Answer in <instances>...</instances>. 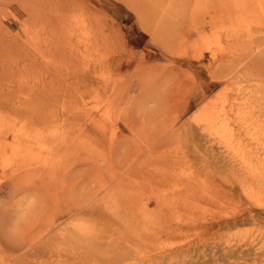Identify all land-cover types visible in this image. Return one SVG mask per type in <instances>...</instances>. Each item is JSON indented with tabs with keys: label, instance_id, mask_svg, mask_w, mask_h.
Segmentation results:
<instances>
[{
	"label": "rangeland",
	"instance_id": "374dc122",
	"mask_svg": "<svg viewBox=\"0 0 264 264\" xmlns=\"http://www.w3.org/2000/svg\"><path fill=\"white\" fill-rule=\"evenodd\" d=\"M31 2L0 0V264H264V0Z\"/></svg>",
	"mask_w": 264,
	"mask_h": 264
},
{
	"label": "bare ground",
	"instance_id": "6f19581e",
	"mask_svg": "<svg viewBox=\"0 0 264 264\" xmlns=\"http://www.w3.org/2000/svg\"><path fill=\"white\" fill-rule=\"evenodd\" d=\"M28 1L31 2L32 0H28ZM33 1H35V0H33ZM33 1H32V2H33ZM32 2H31V3H32ZM33 3H34V2H33ZM33 3H32V4H33ZM32 4H31V5H32ZM49 5H50V4H49ZM49 7H50V6H49ZM44 8H45V7H44ZM56 17H57V16H56ZM55 19H56V18H55ZM217 96H218V95H217ZM209 108H212V107H210V106H209V107H204V108H202V110H201V114H202V113L207 114L206 116L208 117V119H209V117L211 118V116H213V117H214V116H215V117L217 116V117H219V118H221V117H225V116L227 115V113L229 112V110H231V109H229V110L226 111L225 108L221 107V108H219V109H217V110L214 109V111L210 112V109H209ZM213 108H214V107H213ZM213 108H212V110H213ZM227 109H228V108H227ZM205 112H206V113H205ZM208 112H209V113H208ZM229 113H230V112H229ZM229 113H228V114H229ZM212 114H213V115H212ZM206 119H207V118H206ZM120 209H121V208H120ZM126 209H127V208H126ZM127 210H128V209H127ZM119 211H120V210H119ZM98 212H99V211H98ZM98 212H97V213H98ZM100 214H101V213H100ZM96 217H97V216H96ZM101 217H103V216H101ZM104 217H105V215H104ZM104 217H103V219H104ZM100 219H102V218H100ZM106 221H108V220H106ZM124 222H125V221H124ZM106 223H107V222H106ZM122 223H123V222H122ZM127 223H128V222H127ZM125 226H126V225H125ZM131 233H132V232H131ZM132 235H133V234H132ZM123 238H124V237H123ZM121 239H122V238H121ZM133 239H136V236H135ZM128 241H129V240H128ZM128 241H127V242H128ZM118 247H119V246H118Z\"/></svg>",
	"mask_w": 264,
	"mask_h": 264
}]
</instances>
